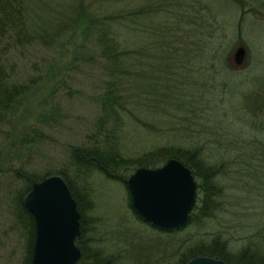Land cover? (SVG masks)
<instances>
[{"label": "rangeland", "instance_id": "374dc122", "mask_svg": "<svg viewBox=\"0 0 264 264\" xmlns=\"http://www.w3.org/2000/svg\"><path fill=\"white\" fill-rule=\"evenodd\" d=\"M182 3L178 10L184 15L183 23H187L184 29L192 31L190 36L187 34L188 41L199 40L201 48L188 54L190 58L185 66L191 107L173 121L175 130L163 134H160L163 128L170 124L161 121L154 112L137 113L151 123L143 125L129 120L124 128L125 145L135 156L157 144L199 146L206 161L213 163L220 155L241 152L233 146L242 145L257 134L248 127V122L255 105L264 102V0H183ZM88 38L92 39L91 33ZM239 45L246 49L243 65H238L233 57ZM56 48L59 46L39 47L18 60L21 80L39 74L43 84L28 99L27 117H17L16 132L3 139L6 141L0 157V264H24L32 236L30 220L18 199L23 185L13 180L11 170L22 167L43 177L45 172L66 169L69 148L86 143L101 113L103 71L97 58L91 62L89 54L82 55L70 65L65 58L57 56L60 51ZM89 50L96 57L95 51ZM255 92L262 94L256 97ZM249 104L252 110L247 107ZM26 121H34L43 129L39 141L29 147L20 146L18 135L23 133ZM258 137L264 139V135ZM65 171L73 177L72 170ZM245 180L240 177L237 183ZM223 182L229 185L233 178L227 177ZM252 182L256 183L251 180L236 185L235 191L229 190L235 202L227 212L219 213L217 219L203 225L194 221L182 229L165 232L136 217L128 206L123 182L93 171L75 182L78 187L87 184L89 190V195L82 197L84 203L90 204L85 212L86 227L93 220L96 224L86 232V236L94 237L87 253L91 255L95 248H101L107 255L116 254L125 259L117 264H175L177 250L178 254L188 252L194 240L209 237L220 226L229 230L227 236L232 237L229 248L236 251L247 242L244 236L259 229L264 232V181L258 185ZM222 219L227 221L220 224L218 220Z\"/></svg>", "mask_w": 264, "mask_h": 264}, {"label": "trees", "instance_id": "16d2710c", "mask_svg": "<svg viewBox=\"0 0 264 264\" xmlns=\"http://www.w3.org/2000/svg\"><path fill=\"white\" fill-rule=\"evenodd\" d=\"M182 1L0 0V157L6 141L3 139L8 135L12 137V132H16L17 117H27L30 112L28 99L43 84L39 74L21 80L18 60L23 54L39 47L49 49L59 46L56 48L60 51L57 56L65 58L70 65L82 55L89 54L91 62L97 58L103 71L99 97L101 113L86 143L71 146L65 158L66 169L73 171V177H69L63 168L45 172L43 177L22 167L10 172L13 180L23 185L18 199L31 225V242L24 264H32L35 224L33 216L23 204V196L31 189L33 182L49 175L61 176L77 201L81 229L75 243L81 250V258L76 264L125 262L121 256L107 255L101 248H95L91 255L87 253L94 237L86 236V232L93 230L96 224L93 220L86 227L85 212L90 204L84 203L82 197L88 196L89 190L87 184L78 187L75 182L90 176L93 171L102 173L110 180L123 182L128 206L138 219L143 220L132 207L126 184L128 176L137 167H157L170 158L187 165L197 179V201L186 224L175 229H162L143 220L152 228L165 232L182 229L194 221L203 225L217 219L219 213L227 212L235 202L229 190H234L240 183L248 184L251 180L256 181L252 182L253 185L264 181V139L261 137L264 135V102L255 105L253 110L251 104L247 105L254 111L248 122V127L257 133L254 138L233 146L239 147L241 152L220 155L213 163L206 161L199 146L157 144L137 156L130 154L126 148V123L129 120L143 125L151 123L138 117L137 113L154 112L161 121L170 124L163 128L160 133L163 134L175 130L173 121L179 118L183 110L191 107L187 92L190 82L185 66L190 58L188 54L201 48L199 40L188 41L192 31L184 29L187 23H183L184 15L178 10L183 5ZM153 16H156L154 20ZM89 33L92 39H86ZM87 47L95 51L96 57ZM261 94L255 92L253 95L259 97ZM262 97L264 101V95ZM181 117L186 118L184 115ZM23 128V133L18 134L20 146H33L32 143L39 141L38 137L43 135V129L34 121H26ZM227 177L233 178L229 185L223 182ZM240 177L246 180L237 183ZM262 206L264 210V203ZM218 221L224 224L227 220ZM228 231L220 226L209 237L194 240L188 252L178 254L177 250L175 264H185L198 253L221 258L227 264H264L262 229L244 236L247 242L236 251L229 248L232 237L227 236ZM171 257V254L168 255V263Z\"/></svg>", "mask_w": 264, "mask_h": 264}, {"label": "water", "instance_id": "95a60500", "mask_svg": "<svg viewBox=\"0 0 264 264\" xmlns=\"http://www.w3.org/2000/svg\"><path fill=\"white\" fill-rule=\"evenodd\" d=\"M244 46L235 48L233 57L243 65ZM127 188L135 212L162 229L186 224L197 198L192 170L176 158L158 167H137L127 178ZM23 204L33 216L35 235L32 264H76L81 250L75 239L80 234V212L65 180L52 174L33 182L23 196ZM185 264H227L221 258L198 254Z\"/></svg>", "mask_w": 264, "mask_h": 264}]
</instances>
